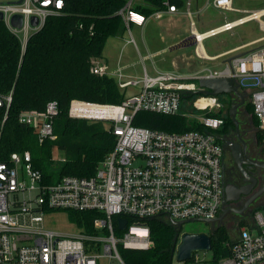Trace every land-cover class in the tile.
Wrapping results in <instances>:
<instances>
[{
  "label": "built area",
  "instance_id": "built-area-1",
  "mask_svg": "<svg viewBox=\"0 0 264 264\" xmlns=\"http://www.w3.org/2000/svg\"><path fill=\"white\" fill-rule=\"evenodd\" d=\"M65 1L0 0L1 21L18 39L21 52L30 36L49 17L63 12ZM131 2L118 11L130 34L133 25L144 26L148 19L133 9ZM187 3L189 6L190 1ZM163 4L165 9L150 16L160 18L166 12L177 11L175 5L167 1ZM212 5L240 11L232 7V0H212ZM187 14L191 34L196 38L194 53L203 60H216L219 56L206 54L203 39L241 24V17L236 23L227 21L202 32L204 37L199 39L194 34L196 23L189 8ZM15 15L21 16L20 27L12 25ZM89 72L114 77L121 89L139 87L118 104L70 100L68 115L87 121H107L116 137L115 146L98 163L93 175H62L51 182L33 166L28 150L13 152L0 160V264H100L103 258L107 264H129L121 248L146 249L152 245L149 227L143 220L216 218L224 197V147L217 137L224 119L204 113L199 118L206 128L204 132H166L132 123L139 110L179 112L182 98L198 89L200 78H233L239 90L249 93L252 115L264 144V46L233 55L229 62L224 61L222 68H204L190 77L173 71L149 75L144 69L138 78L126 74L119 59L112 67L103 58L95 57L90 59ZM206 96L209 98L202 99L200 109L210 112L220 107L213 99L217 95ZM4 99L8 105L11 94ZM58 112V104L52 100L44 110L22 111L18 118L35 129L41 144L46 139H56L53 124ZM59 210L95 211L98 216L92 220L94 231L79 229L76 233H64L48 228L46 214ZM118 217L127 219L120 235L115 231ZM128 217L135 221L129 223ZM222 244L229 252L216 261L213 256L206 259V251H202L203 255L196 251L187 260H177L174 251L171 264H264V206L253 212L252 223L240 228L237 239Z\"/></svg>",
  "mask_w": 264,
  "mask_h": 264
},
{
  "label": "trees",
  "instance_id": "trees-1",
  "mask_svg": "<svg viewBox=\"0 0 264 264\" xmlns=\"http://www.w3.org/2000/svg\"><path fill=\"white\" fill-rule=\"evenodd\" d=\"M128 1L66 0L63 12L49 17L30 36L23 52L18 39L0 20V160L13 152L28 150L33 166L42 171L48 182L62 175L94 174L98 163L113 150L116 137L110 126L101 121L71 118L68 108L73 98L118 104L126 97V89L119 88L114 77L91 74L89 62L92 57L103 58L110 38L123 36L126 29L118 11ZM165 1L177 8L184 4V0H136L131 2V7L149 17L154 11L165 9ZM8 94L11 101L7 105L4 97ZM52 100L59 108L53 124L56 139H46L40 144L35 129L21 123L18 117L22 111H42ZM250 107L252 114L251 104ZM206 114L222 117L227 122L217 133L227 132L228 126H232L228 112ZM132 123L166 132L206 130L200 121L186 117L181 111L139 110ZM55 149L63 151V158L54 159ZM65 211L79 229L94 231L92 220L98 213ZM134 221L128 217L129 223ZM143 222L149 227L152 245L146 249L121 248L122 256L129 264H171L174 226L161 218ZM115 231L119 235L123 233L117 226ZM211 239L214 261L228 254V247L222 244L230 239L225 228L215 229Z\"/></svg>",
  "mask_w": 264,
  "mask_h": 264
},
{
  "label": "rangeland",
  "instance_id": "rangeland-1",
  "mask_svg": "<svg viewBox=\"0 0 264 264\" xmlns=\"http://www.w3.org/2000/svg\"><path fill=\"white\" fill-rule=\"evenodd\" d=\"M188 1H190L189 6ZM134 2L136 0L132 1V3ZM232 7L240 11L216 8L212 5V0H184L183 6L178 8L176 13L164 14L162 18H150L144 26L133 25L131 27V34L126 30L122 37L110 38L103 51V58L108 61H104L114 67L116 61L119 59L121 65H128L129 72L138 78H141L144 69L147 70L149 75H154L156 71L168 69L182 72L183 74L194 75L204 68H222L224 67V61L233 55L249 51L258 46H264V37H262L264 36V15L260 17V20L250 19L234 26L231 30L205 38L202 42L204 51L208 55L219 56L216 60H203L194 55L192 41L188 42L192 34L187 9L189 8L191 12L197 31L202 33V31L221 26L220 24L225 23V21H234L240 17L252 14L255 10L264 9V0H232ZM166 35L170 37L171 41L173 38L185 37L182 46L190 47L171 51L168 48L169 45L164 44V41L161 40V36L167 37ZM131 38L134 42L131 41ZM254 39L258 40L254 42L252 41ZM128 40L130 41L128 42ZM225 50L228 51L225 52ZM173 59L177 60V62L175 63ZM138 88L132 86L127 88L125 91L126 96L131 95ZM205 97L209 98V96L202 94H194L190 97L182 98L180 111L186 117L199 121V118L209 110L200 109L202 99ZM213 99H216L220 103V107H215L212 112L222 114L229 113L232 103L236 102V99L229 93L219 94V96H215ZM250 104V96L246 94L244 104L238 106L235 110L236 119H239V124L245 129H250ZM103 123L108 125L107 121ZM251 135V132L247 131L246 138L249 143H252ZM61 158H63V151L55 149L54 159ZM263 206L264 204H262ZM252 214L253 211L243 215L244 218L237 225L236 223L231 224L233 222H227V224L221 223V227L225 228L229 235V240L237 239L240 228L252 223ZM45 224L48 228L64 233H76L79 231V228L70 221L68 212L64 210L46 214ZM213 226L215 228L218 225ZM180 232L209 233L210 228L206 222L191 221L183 224ZM200 255H203L202 251ZM211 256L212 251H206L205 258L210 259ZM100 264H107V260L105 258L101 259Z\"/></svg>",
  "mask_w": 264,
  "mask_h": 264
},
{
  "label": "flooded vegetation",
  "instance_id": "flooded-vegetation-1",
  "mask_svg": "<svg viewBox=\"0 0 264 264\" xmlns=\"http://www.w3.org/2000/svg\"><path fill=\"white\" fill-rule=\"evenodd\" d=\"M240 93L244 95V99L246 94L249 95L246 91L240 90ZM231 96L236 99L234 103L241 102L240 97L234 94H231ZM243 104L244 100L241 105ZM252 116L251 114L249 121L250 129H245L241 126L235 114L234 119L231 117L232 126H228V131H219L217 133V137L224 147V197L225 188L228 187L231 191L229 196L234 198L233 201L222 203V208L227 209L221 221L224 224L233 222L231 224L236 223L237 225L244 218L243 215L251 213L252 211L254 212L264 204V144L260 139L255 118L253 117V119ZM226 126L227 122L223 121L219 130H222ZM247 131L252 134V143H249L246 138ZM232 151L236 153L232 154ZM208 225L210 228L212 225H219V222L215 221L214 223H208ZM215 228L217 229V226Z\"/></svg>",
  "mask_w": 264,
  "mask_h": 264
},
{
  "label": "water",
  "instance_id": "water-1",
  "mask_svg": "<svg viewBox=\"0 0 264 264\" xmlns=\"http://www.w3.org/2000/svg\"><path fill=\"white\" fill-rule=\"evenodd\" d=\"M0 20H2L1 13H0ZM33 24H36V20L33 21ZM12 25L14 27H20L21 25L20 15H15L13 17ZM247 52L248 51L242 52L240 53V55H243ZM229 61H230V58L227 59V62ZM197 83H198V89L187 93L185 97H190L191 95H194V94L219 95L222 93L234 94L240 97L241 102L232 103L231 108L229 109V116L232 117L233 119L235 118V110L237 106L243 103L244 95L240 93L239 84L233 78H215V79L200 78L197 80ZM235 153H236L235 151H232V154H235ZM230 192L231 191L228 187L225 188V197L222 201L223 204L234 200V198L229 196ZM226 211L227 209L222 208L221 214L217 218H213V219H187L184 221H175V220L170 219V223L174 226V230H175V236L173 239V244H172V249H171L172 256H173L174 251H176L177 260H187L191 258L193 252L212 250L211 235L216 229V228H213V225L210 227V231H211L210 233H188V232L180 233L181 226L191 221H203V222H206L207 224L218 221L220 225ZM152 219H155V217H152ZM117 223H118L119 229L124 230L127 225V219L123 217H118Z\"/></svg>",
  "mask_w": 264,
  "mask_h": 264
},
{
  "label": "crops",
  "instance_id": "crops-1",
  "mask_svg": "<svg viewBox=\"0 0 264 264\" xmlns=\"http://www.w3.org/2000/svg\"><path fill=\"white\" fill-rule=\"evenodd\" d=\"M177 11H178V8H177ZM176 11V12H177ZM176 12H173V13H165V14H167V15H169V14H174V13H176ZM163 17V16H162ZM162 17H160V18H162ZM150 18H153V16H150L148 19H147V21L150 19ZM226 22V21H225ZM220 25H222V24H220ZM217 27V26H216ZM214 28V27H213ZM197 29V28H196ZM207 31V30H206ZM197 32H199V31H197ZM203 32V31H202ZM205 32V31H204ZM201 33V32H200ZM167 36V35H166ZM182 37V36H181ZM181 37H179V38H173L172 39V41H171V39H170V37H165V36H161V40H163L164 42V44L166 43L167 45H169V49L172 51H174V50H176V49H182V48H188V47H190V46H182V43H183V39L185 38H181ZM262 37H264V36H262ZM262 37H259V38H262ZM258 38V39H259ZM258 39H254V40H252V41H256V40H258ZM175 41V42H174ZM192 41V46H194V43H195V39L193 38V36H190V40L188 41V42H191ZM203 41H204V39H203ZM202 41V42H203ZM239 46V45H238ZM237 46V47H238ZM237 47H234V48H237ZM240 47V46H239ZM193 49H194V47H193ZM203 49H204V47H203ZM233 49V48H232ZM228 50H225V52H227ZM207 54V53H206ZM220 54V53H219ZM194 55H195V53H194ZM208 55V54H207ZM196 56V55H195ZM209 57H213V56H211V55H208ZM197 57V56H196ZM198 58V57H197ZM104 59V58H103ZM104 60H107V59H104ZM179 60V59H178ZM108 61V60H107ZM118 61V60H117ZM116 61V62H117ZM173 61L176 63L177 62V60H175V59H173ZM121 64V63H120ZM110 65V64H109ZM127 66V67H126ZM126 66H123L124 67V69H125V72H126V74H128V75H131V76H133L132 75V73L131 72H129V70H128V68H129V66L128 65H126ZM163 71H173V72H175L174 70H163ZM157 72V71H156ZM175 73H177V74H180V75H182V76H184V77H190V76H192V74H188V73H186V74H183L182 72H175ZM136 76V75H135Z\"/></svg>",
  "mask_w": 264,
  "mask_h": 264
},
{
  "label": "bare ground",
  "instance_id": "bare-ground-1",
  "mask_svg": "<svg viewBox=\"0 0 264 264\" xmlns=\"http://www.w3.org/2000/svg\"><path fill=\"white\" fill-rule=\"evenodd\" d=\"M264 15V9H260V10H255L252 14L250 15H247V16H243L240 21V23H244L245 21L247 20H250V19H257V20H260V17ZM237 20L233 21V23H236ZM199 39H201L202 37H204V35L200 32H195L194 33ZM194 39L196 41V38L194 36ZM200 50L202 51V48L200 47Z\"/></svg>",
  "mask_w": 264,
  "mask_h": 264
}]
</instances>
